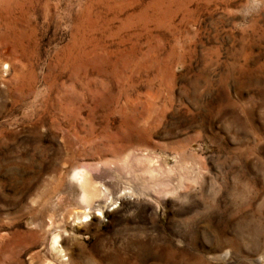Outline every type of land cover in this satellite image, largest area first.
Segmentation results:
<instances>
[{
	"label": "rangeland",
	"instance_id": "374dc122",
	"mask_svg": "<svg viewBox=\"0 0 264 264\" xmlns=\"http://www.w3.org/2000/svg\"><path fill=\"white\" fill-rule=\"evenodd\" d=\"M0 264H264V0H0Z\"/></svg>",
	"mask_w": 264,
	"mask_h": 264
},
{
	"label": "bare ground",
	"instance_id": "6f19581e",
	"mask_svg": "<svg viewBox=\"0 0 264 264\" xmlns=\"http://www.w3.org/2000/svg\"><path fill=\"white\" fill-rule=\"evenodd\" d=\"M70 178L75 181L78 187L81 189L80 197L84 202L85 207L87 208V212H85V215L87 216L91 217V214L94 213V211L100 212L97 214L107 215L110 210V205L113 206L116 201L124 202L126 198H128L124 192H118L117 194H114L108 201L107 197L109 196L101 189V187L99 186L100 183L98 184L95 180V178L97 177L94 169L91 167L82 166L74 168L70 173ZM131 198L132 196L129 199ZM101 201L108 204L101 205ZM129 204L130 202H128V205ZM56 238L57 236H55V238L53 239L52 246L55 250L60 251L58 247V240Z\"/></svg>",
	"mask_w": 264,
	"mask_h": 264
}]
</instances>
